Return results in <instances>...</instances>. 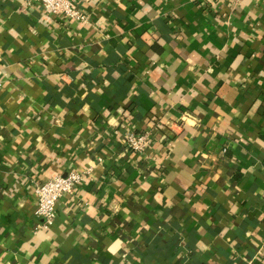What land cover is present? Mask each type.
<instances>
[{
	"label": "crops",
	"instance_id": "obj_1",
	"mask_svg": "<svg viewBox=\"0 0 264 264\" xmlns=\"http://www.w3.org/2000/svg\"><path fill=\"white\" fill-rule=\"evenodd\" d=\"M71 1L0 0V264H264V0Z\"/></svg>",
	"mask_w": 264,
	"mask_h": 264
},
{
	"label": "built area",
	"instance_id": "obj_2",
	"mask_svg": "<svg viewBox=\"0 0 264 264\" xmlns=\"http://www.w3.org/2000/svg\"><path fill=\"white\" fill-rule=\"evenodd\" d=\"M240 2L241 0H234ZM29 5L40 4L54 17H65L86 22L88 16L85 11L71 0H26ZM1 56V53H0ZM128 145L136 152H145L150 144L148 134L128 136ZM82 177L71 173L67 176H57L46 183H40L36 188L38 202L37 216L45 220V225L50 226L57 217V206L67 195L76 193V186L81 183Z\"/></svg>",
	"mask_w": 264,
	"mask_h": 264
}]
</instances>
